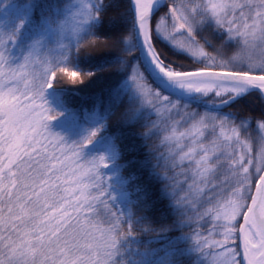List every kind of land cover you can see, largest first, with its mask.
<instances>
[{
	"label": "snow or ice",
	"instance_id": "1",
	"mask_svg": "<svg viewBox=\"0 0 264 264\" xmlns=\"http://www.w3.org/2000/svg\"><path fill=\"white\" fill-rule=\"evenodd\" d=\"M23 12V47L0 21V264H264V0ZM104 75L78 139L51 132L49 91Z\"/></svg>",
	"mask_w": 264,
	"mask_h": 264
},
{
	"label": "trees",
	"instance_id": "2",
	"mask_svg": "<svg viewBox=\"0 0 264 264\" xmlns=\"http://www.w3.org/2000/svg\"><path fill=\"white\" fill-rule=\"evenodd\" d=\"M0 3H4V0H0ZM8 6L10 7L11 11L15 13L18 19L27 20V24L24 27L25 31H27L28 34L20 37L21 44L27 43L31 34L32 25L37 19L36 15H32L31 17H26L24 15V0H10L7 7ZM161 51L165 56L174 59V57H171V55H169V50L163 49ZM104 59L105 58L82 60L81 66L91 67L94 70L99 64L103 63ZM64 81L68 82H62V86H64L65 90H50L46 96V99L50 104V108L53 112L63 113V115L58 116L56 119H63L74 124L73 114L82 113L85 110H91L93 108V105L98 103L97 98L101 95L102 89L106 85L112 83L114 81V78L109 75H104L97 79L89 81L86 85L79 86L78 90L71 87L72 85L67 76L64 77ZM243 106L252 110H256L258 108V103L255 98H250L243 101ZM110 123L113 125L114 129L117 128L115 116L112 117ZM141 239L143 240V238Z\"/></svg>",
	"mask_w": 264,
	"mask_h": 264
},
{
	"label": "rangeland",
	"instance_id": "3",
	"mask_svg": "<svg viewBox=\"0 0 264 264\" xmlns=\"http://www.w3.org/2000/svg\"><path fill=\"white\" fill-rule=\"evenodd\" d=\"M1 4V3H0ZM20 20L16 17L15 13L11 11L10 7H5L3 9H0V21H4V29L10 30L12 27L15 26V23ZM27 24V20H25V25ZM31 28V27H30ZM29 28V29H30ZM28 32L24 29L21 31L19 37H18V47H23L26 45V43L21 44L20 43V37L23 35H27ZM160 49H167L169 50L170 55V49L168 45L161 41L160 43ZM48 106L50 108V104L48 103ZM51 109V108H50ZM49 130L53 133L60 134L64 136L69 142L72 140L78 139L81 129L77 126H75L72 122L65 121L63 119H55L49 122Z\"/></svg>",
	"mask_w": 264,
	"mask_h": 264
}]
</instances>
